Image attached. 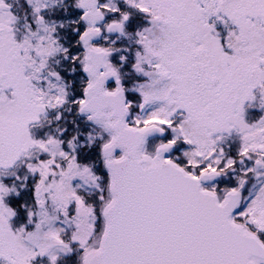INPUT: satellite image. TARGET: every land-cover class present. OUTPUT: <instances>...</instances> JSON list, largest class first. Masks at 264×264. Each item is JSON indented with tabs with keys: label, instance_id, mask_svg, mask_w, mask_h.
Instances as JSON below:
<instances>
[{
	"label": "snow or ice",
	"instance_id": "1",
	"mask_svg": "<svg viewBox=\"0 0 264 264\" xmlns=\"http://www.w3.org/2000/svg\"><path fill=\"white\" fill-rule=\"evenodd\" d=\"M0 264H264V0H0Z\"/></svg>",
	"mask_w": 264,
	"mask_h": 264
},
{
	"label": "rangeland",
	"instance_id": "2",
	"mask_svg": "<svg viewBox=\"0 0 264 264\" xmlns=\"http://www.w3.org/2000/svg\"><path fill=\"white\" fill-rule=\"evenodd\" d=\"M63 11H64V10H63L62 8H58V9L56 10V12L54 13V15H57V14H58V15H62V14H63ZM77 13H78V10H75V9L72 10V14H73V15H75V14H77ZM21 15H23V12H21ZM64 15L67 16L68 14L65 13ZM21 28H22V25H21Z\"/></svg>",
	"mask_w": 264,
	"mask_h": 264
}]
</instances>
